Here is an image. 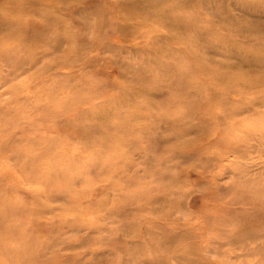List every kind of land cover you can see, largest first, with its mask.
I'll return each instance as SVG.
<instances>
[{
	"label": "rangeland",
	"instance_id": "374dc122",
	"mask_svg": "<svg viewBox=\"0 0 264 264\" xmlns=\"http://www.w3.org/2000/svg\"><path fill=\"white\" fill-rule=\"evenodd\" d=\"M263 71L264 0H0V264H264Z\"/></svg>",
	"mask_w": 264,
	"mask_h": 264
},
{
	"label": "bare ground",
	"instance_id": "6f19581e",
	"mask_svg": "<svg viewBox=\"0 0 264 264\" xmlns=\"http://www.w3.org/2000/svg\"><path fill=\"white\" fill-rule=\"evenodd\" d=\"M247 5V4H246ZM247 8V7H246ZM255 36H257V38L258 39H263V37H262V35H256L255 34ZM261 54H259V56H260ZM262 57V56H261ZM259 61V60H258ZM260 64V63H259ZM263 74H264V71H263ZM263 194H264V192H263ZM244 201H242L241 203H246V202H250V201H248V200H245V199H243ZM255 200V199H254ZM257 202H259V200L257 201ZM247 204H250V203H247ZM263 208V207H262ZM260 209V208H259ZM263 240H264V238H263Z\"/></svg>",
	"mask_w": 264,
	"mask_h": 264
}]
</instances>
